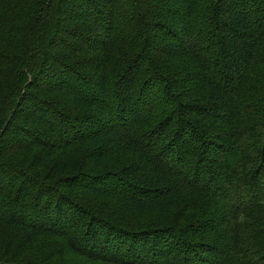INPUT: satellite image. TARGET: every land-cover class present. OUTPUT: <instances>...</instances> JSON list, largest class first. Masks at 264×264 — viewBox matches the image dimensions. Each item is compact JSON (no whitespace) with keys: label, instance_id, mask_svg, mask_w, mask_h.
Listing matches in <instances>:
<instances>
[{"label":"trees","instance_id":"trees-1","mask_svg":"<svg viewBox=\"0 0 264 264\" xmlns=\"http://www.w3.org/2000/svg\"><path fill=\"white\" fill-rule=\"evenodd\" d=\"M0 264H264V0H0Z\"/></svg>","mask_w":264,"mask_h":264}]
</instances>
